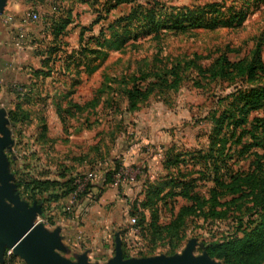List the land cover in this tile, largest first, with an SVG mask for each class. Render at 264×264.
<instances>
[{"label": "rangeland", "instance_id": "obj_1", "mask_svg": "<svg viewBox=\"0 0 264 264\" xmlns=\"http://www.w3.org/2000/svg\"><path fill=\"white\" fill-rule=\"evenodd\" d=\"M138 3L154 11L104 25V43L76 45L80 64L38 81L30 92L36 103L21 110L26 118L19 113L13 121L2 112L11 182L31 204L40 195L28 198L23 182L61 175L56 159L71 148L70 139L61 146L49 141L60 122L42 100L95 101L100 104L77 110L79 119L66 125L68 132L88 125L83 137L93 138L95 154H119L112 188L88 197L112 215L137 211L142 227L128 239L127 222L125 259L181 255L191 244L194 256H210V245L238 239L243 244L233 252L210 257L264 264V0H136L111 20L135 13ZM49 12H40L42 20ZM76 14L83 22L100 15ZM100 29L96 25L86 38L101 36ZM9 249L0 264H29Z\"/></svg>", "mask_w": 264, "mask_h": 264}, {"label": "crops", "instance_id": "obj_2", "mask_svg": "<svg viewBox=\"0 0 264 264\" xmlns=\"http://www.w3.org/2000/svg\"><path fill=\"white\" fill-rule=\"evenodd\" d=\"M61 2L70 11L72 19L65 27L62 41H59L46 29L42 18L39 21L29 19V14L37 10L39 13L46 10L52 12V0H6L4 11L0 14V82L5 85L0 90V114L1 112H10L18 105L25 109L26 106L31 107L36 103L34 95L22 99L15 92L8 91L6 87L9 84L18 82L28 85L31 93L33 88L37 91L38 81L44 82L47 76H53L57 71L62 72L63 70L65 72L67 65H70L66 64L65 61L72 57L73 53L78 54L76 48L78 46L76 45L81 43V29L89 28L86 36L89 32L95 31L96 25H99V29L104 25L109 26L110 23L118 19L116 17L111 20L113 13L124 6L122 4L112 10L107 19L97 22V18H94L83 22L78 20L76 13H82L86 9L98 13L97 11L101 9L100 2L97 3L93 0H61ZM76 27L79 28L78 34L73 37L72 29ZM54 48L56 49L54 50ZM47 49L50 50L47 53L49 58L48 62L44 63L45 57L41 52H46ZM42 71L48 72V74L44 75ZM42 102L44 107L53 106L55 108L60 122L55 137L53 136L54 138L49 139V141H54V145L60 144L61 146L63 142L70 139L67 144L71 148L67 149V152L62 151L61 154H58L59 158L56 159L55 169L61 173L57 176L58 180L63 181L65 179L63 177L64 172L74 174L96 166L98 170L94 184L112 188V182L106 183V177L108 173L115 170L116 162H118L117 155L119 154L109 150L95 154L93 152L95 147L94 142H92L94 141L93 138L89 142L87 138L84 139L83 137V134L87 133L88 125L81 127V129H75L74 132L73 130L68 132L70 128L66 125L67 119H79L76 116L77 110L94 109V101H87L84 105L74 99H48L42 100ZM99 104L97 103V106ZM66 112H70V115L65 116ZM84 122L87 124L90 122L88 116L85 117ZM43 129L46 139L49 129L47 124ZM85 140L86 142H84ZM83 145H86L89 150ZM68 201L67 198L59 200L46 198L45 201H35L42 207V212L39 214L43 218L41 224L50 232H58L62 245L59 252L64 257L78 261L79 258L85 256L89 263H106L115 256L117 234L121 237L124 249L127 238L125 241L123 232L129 221V216L125 214L127 208L125 209L126 212L121 211L117 216L112 215L101 201H92V197L87 196L76 204L72 217L67 219L64 206Z\"/></svg>", "mask_w": 264, "mask_h": 264}, {"label": "water", "instance_id": "obj_3", "mask_svg": "<svg viewBox=\"0 0 264 264\" xmlns=\"http://www.w3.org/2000/svg\"><path fill=\"white\" fill-rule=\"evenodd\" d=\"M6 0H0V12L4 11ZM7 117L0 114V258L3 261L7 248L24 258L29 264H92L85 256L78 261L64 257L58 232H50L37 217L42 207L37 202L30 205L16 192V185L11 182L10 161L7 151L11 140ZM193 245L181 255H159L143 258H124L122 240L116 235L114 258L106 263L97 264H224L212 259L208 254L194 256Z\"/></svg>", "mask_w": 264, "mask_h": 264}, {"label": "trees", "instance_id": "obj_4", "mask_svg": "<svg viewBox=\"0 0 264 264\" xmlns=\"http://www.w3.org/2000/svg\"><path fill=\"white\" fill-rule=\"evenodd\" d=\"M93 1L97 3L100 2V5H101L100 10L103 11L104 13L103 15H101L102 14L101 11L100 10L98 11V13L100 14L96 20L98 22V21H101L102 19H107L110 12L116 9L117 7H119L120 5L131 3L136 0H93ZM150 3L151 2H149L147 6L150 5ZM52 6H55L57 9L53 10L51 13L50 12L47 13L45 18L43 19L44 24L46 26V29H48V31L55 37L56 40L62 41V36H64L65 27L68 24V22H70L72 19L71 13L69 10H67L64 7L61 0H59L58 3L55 2L54 4H52ZM147 6H144L142 3H138L132 9L134 10L135 13H131L130 15L125 16V17H120L116 19L114 22L110 23L109 26H115L121 23H125L127 22V20L130 19L131 16L138 17L143 14L147 15L148 12L154 11L153 5L151 8H147ZM88 29L89 28L81 29L80 37H81L82 46H84L89 40L100 39L99 43H104L107 40V36L103 34L105 33L104 29L100 30L101 31L100 33H102L101 36L92 35V36H89V38L87 39L86 38L87 36H85V34L87 31H89ZM57 48H58V45H57ZM55 49L56 48H54V50ZM49 52H50L49 49H47L46 52L45 51L41 52V54L45 57L43 59L44 63L48 62L49 57L47 56V53ZM79 55L80 54L73 53V56L68 58V60H66L65 62L67 64H71L72 62V63H77L79 65L80 58H81ZM42 74L47 75L48 72L42 71ZM22 85L28 88L26 84H22ZM30 92L31 91L28 88L27 92L16 91L15 93L17 94L18 97L22 99H27L28 97H30ZM97 103L98 102L94 101V105H95L94 107H96ZM22 109L23 108L20 105H18L16 107V110H11L9 114L10 118L13 121L20 120L19 113H22L23 119L26 118L27 114L25 116V112L21 111ZM241 123H244V122H241ZM120 167H121L120 162L119 161L116 162L115 170L112 173H108V176L106 177L107 179L106 183L112 182L113 173L118 171ZM63 177L65 178L63 181L62 180L61 181L60 180H50V179L42 180V179H36V178L26 180L25 182H23V184H25L26 189L31 192V196H29L28 198L35 199L36 195H40L38 196L39 198H36L40 202L45 201L46 198L48 199L50 198L54 200H59L61 198L62 199L67 198L68 200L70 195L77 189V186L74 182V175L72 173L64 172ZM102 187L103 186L90 183L88 188L85 191L79 193V202H81V200H83L89 194L93 195L95 193L94 189L101 190ZM134 213H137V211H134ZM138 225L141 226L140 220H138ZM245 237H248V235H246ZM240 243L243 244V240L236 239L235 241H231L228 244H223V243L212 244L207 248V251L211 257H220V256H223L224 254H229L230 252H233L235 248L237 247V245ZM262 245L264 246V239L262 240Z\"/></svg>", "mask_w": 264, "mask_h": 264}, {"label": "built area", "instance_id": "obj_5", "mask_svg": "<svg viewBox=\"0 0 264 264\" xmlns=\"http://www.w3.org/2000/svg\"><path fill=\"white\" fill-rule=\"evenodd\" d=\"M53 4L56 2L58 3L59 0H52ZM57 8L55 6H52V10H56ZM42 18L41 14L39 12H32L29 14V19L34 21H39ZM9 19H12L9 17ZM5 87V85L0 82V90ZM8 91L10 92H27L28 88L23 86L21 83L13 82L9 84V86L6 87ZM98 168L96 166L90 168L89 170L83 171L82 173L74 175V182L77 186V189L70 195L69 201L64 206V211L67 214V219H70L75 211L76 204L79 203V193L85 191L89 184H93V181L96 178ZM116 173V172H115ZM37 223L43 222V218L41 216L37 217L36 220ZM129 228L127 230V235H137L140 234V228L138 225V214L134 213L131 214L129 217ZM129 239V238H128ZM126 246L131 249V245L126 241ZM7 253L10 255L13 253V249H9Z\"/></svg>", "mask_w": 264, "mask_h": 264}]
</instances>
